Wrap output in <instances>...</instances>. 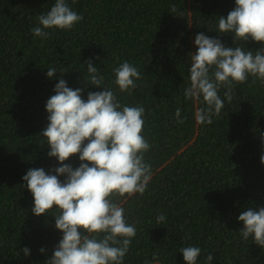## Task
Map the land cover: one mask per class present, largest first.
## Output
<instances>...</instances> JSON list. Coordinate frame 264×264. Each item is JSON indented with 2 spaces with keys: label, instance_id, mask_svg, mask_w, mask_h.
<instances>
[{
  "label": "trees",
  "instance_id": "trees-1",
  "mask_svg": "<svg viewBox=\"0 0 264 264\" xmlns=\"http://www.w3.org/2000/svg\"><path fill=\"white\" fill-rule=\"evenodd\" d=\"M66 2L83 20L71 30H47L42 39L31 29L55 0H0V264H47L62 238L51 212L32 213L34 199L22 177L33 168L55 174L60 166L39 135L59 80L83 88L85 101L88 92L103 91L84 83L89 60L122 105L144 107L142 135L151 145L144 158L152 176L144 194L114 198L137 228L123 264H186L179 250L189 245L202 249L197 264H207L208 253L211 264H264V248L242 239L238 220L249 207H264V83L249 76L235 85L231 102L221 87L224 105L210 125L195 118L206 107L203 97L184 96L197 34L229 48L264 49L251 38L234 43L231 33H218L219 17H227L235 0ZM124 61L142 74L131 94L114 83L113 69ZM52 67L57 74L49 79ZM64 163L75 169L81 161L77 154ZM161 213L165 221L157 223ZM24 247L30 255L20 251Z\"/></svg>",
  "mask_w": 264,
  "mask_h": 264
},
{
  "label": "clouds",
  "instance_id": "clouds-1",
  "mask_svg": "<svg viewBox=\"0 0 264 264\" xmlns=\"http://www.w3.org/2000/svg\"><path fill=\"white\" fill-rule=\"evenodd\" d=\"M171 11H176L175 5ZM82 20L83 15L66 0H55L46 14L37 17L38 24L31 33L47 39V30H71ZM218 30L231 33L234 43L251 38L264 44V0H235V8L227 17H219ZM194 43L197 51L190 54V87L185 89L184 96L203 97L206 107L200 108L195 118L200 124L210 125L212 116L219 115L224 105L219 95L221 87L226 89L224 96L231 102L235 85L246 82L249 76L264 83V49L253 52L241 43L234 48L225 47L219 38L203 33L195 36ZM86 63L89 75L84 83L102 87L103 91L88 92L85 101L83 88L73 90L64 79L59 80L55 95L46 103L48 124L39 135L49 146L47 155L55 157L60 166L52 170L55 174L33 168L22 177L34 199L32 213L41 216L51 212L56 229L62 233L47 264H123L137 228L127 222L124 207L114 198L143 195L152 176L151 164L144 158L151 147L142 135L144 107L122 105L115 92L104 85L100 68L93 66L91 60ZM113 72L120 92L128 94L137 87L135 81L142 79L137 67L127 61ZM56 74L54 67L46 73L49 79ZM180 111H176L177 123L182 124ZM77 154L79 167L73 169L64 163ZM260 159L264 164V155ZM61 176L65 177L63 182ZM238 220L243 222L242 239L251 238L264 248V207L258 211L249 207ZM156 221L164 222L165 215L158 214ZM20 251L30 255L27 247ZM179 252L186 264H197L202 249L189 245ZM205 260L211 264L213 255L208 253Z\"/></svg>",
  "mask_w": 264,
  "mask_h": 264
}]
</instances>
